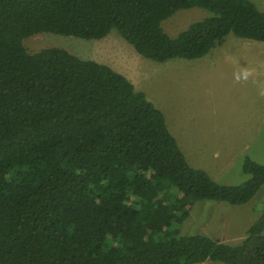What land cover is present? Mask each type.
Segmentation results:
<instances>
[{"label":"trees","instance_id":"16d2710c","mask_svg":"<svg viewBox=\"0 0 264 264\" xmlns=\"http://www.w3.org/2000/svg\"><path fill=\"white\" fill-rule=\"evenodd\" d=\"M191 7L208 15L163 30ZM111 30L154 61L195 59L230 32L264 42V11L251 0H0V264H264V209L234 244L180 229L195 201L248 203L264 162L245 157L246 180L217 182L123 74L23 44Z\"/></svg>","mask_w":264,"mask_h":264},{"label":"rangeland","instance_id":"374dc122","mask_svg":"<svg viewBox=\"0 0 264 264\" xmlns=\"http://www.w3.org/2000/svg\"><path fill=\"white\" fill-rule=\"evenodd\" d=\"M264 11V0H251ZM208 15L200 7L179 9L161 22L175 36ZM29 52L59 46L123 74L164 114L167 127L187 162L217 182L237 184L249 157L264 162V42L228 33L204 56L174 57L163 62L135 51L115 30L100 39L39 32L23 40ZM250 72L237 82L234 74ZM264 209V185L248 203L195 201L180 225L182 234L203 233L237 243ZM196 264H224L206 260Z\"/></svg>","mask_w":264,"mask_h":264},{"label":"clouds","instance_id":"9594fccd","mask_svg":"<svg viewBox=\"0 0 264 264\" xmlns=\"http://www.w3.org/2000/svg\"><path fill=\"white\" fill-rule=\"evenodd\" d=\"M250 74L251 73L248 71H245L244 73H236V74H234V79L237 82H239L241 79L247 80ZM261 95H264V92H262Z\"/></svg>","mask_w":264,"mask_h":264}]
</instances>
